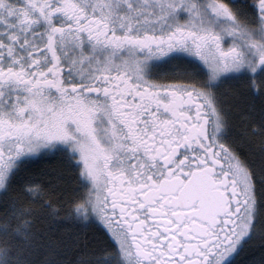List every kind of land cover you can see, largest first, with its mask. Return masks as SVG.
<instances>
[{
	"label": "snow or ice",
	"instance_id": "1",
	"mask_svg": "<svg viewBox=\"0 0 264 264\" xmlns=\"http://www.w3.org/2000/svg\"><path fill=\"white\" fill-rule=\"evenodd\" d=\"M0 264H264V0H0Z\"/></svg>",
	"mask_w": 264,
	"mask_h": 264
},
{
	"label": "flooded vegetation",
	"instance_id": "2",
	"mask_svg": "<svg viewBox=\"0 0 264 264\" xmlns=\"http://www.w3.org/2000/svg\"><path fill=\"white\" fill-rule=\"evenodd\" d=\"M170 70H171V65H161L155 71L158 74L163 75V74L169 72Z\"/></svg>",
	"mask_w": 264,
	"mask_h": 264
},
{
	"label": "trees",
	"instance_id": "3",
	"mask_svg": "<svg viewBox=\"0 0 264 264\" xmlns=\"http://www.w3.org/2000/svg\"><path fill=\"white\" fill-rule=\"evenodd\" d=\"M45 159H46V161H53L54 162V158H52V157H46Z\"/></svg>",
	"mask_w": 264,
	"mask_h": 264
}]
</instances>
